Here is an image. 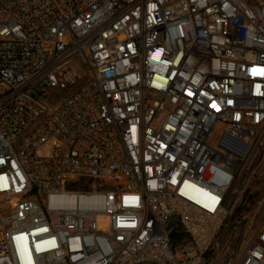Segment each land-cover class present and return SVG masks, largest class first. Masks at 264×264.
Instances as JSON below:
<instances>
[{
    "label": "built area",
    "instance_id": "2783aa9c",
    "mask_svg": "<svg viewBox=\"0 0 264 264\" xmlns=\"http://www.w3.org/2000/svg\"><path fill=\"white\" fill-rule=\"evenodd\" d=\"M263 188L264 0H0V264H264Z\"/></svg>",
    "mask_w": 264,
    "mask_h": 264
},
{
    "label": "rangeland",
    "instance_id": "374dc122",
    "mask_svg": "<svg viewBox=\"0 0 264 264\" xmlns=\"http://www.w3.org/2000/svg\"><path fill=\"white\" fill-rule=\"evenodd\" d=\"M263 193L264 188L257 192L254 197L252 198V201L248 203V209H247V217L243 223H241L238 232L236 233V242L237 246L242 250L245 249L246 243L253 238L255 232L259 228L260 224L262 223L264 219L263 215H258L256 219L253 218V210L258 207L261 202L263 201ZM241 207V206H240ZM255 218V217H254ZM228 234V231L226 232V235Z\"/></svg>",
    "mask_w": 264,
    "mask_h": 264
},
{
    "label": "trees",
    "instance_id": "16d2710c",
    "mask_svg": "<svg viewBox=\"0 0 264 264\" xmlns=\"http://www.w3.org/2000/svg\"><path fill=\"white\" fill-rule=\"evenodd\" d=\"M248 201L251 202V201H252V197H249ZM248 208H249L248 205H244L243 207H239V208H237V209L232 213V215H231V219H235V218L238 219V218L242 217V216H243L242 211H243V210H246V211H247Z\"/></svg>",
    "mask_w": 264,
    "mask_h": 264
}]
</instances>
